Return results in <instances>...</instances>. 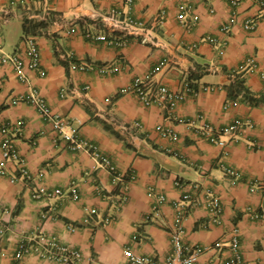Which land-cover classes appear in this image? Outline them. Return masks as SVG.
Wrapping results in <instances>:
<instances>
[{"label":"crops","instance_id":"crops-1","mask_svg":"<svg viewBox=\"0 0 264 264\" xmlns=\"http://www.w3.org/2000/svg\"><path fill=\"white\" fill-rule=\"evenodd\" d=\"M111 8L153 27V43L130 38L116 45L87 38L86 31L112 35L99 16ZM160 9L164 21L154 26ZM247 19L257 21L251 31L243 27ZM225 24L228 30L222 29ZM0 34L4 52L25 60L32 39L44 70L40 75L25 68L22 81L12 63L0 62V126L9 125L28 173L25 178L10 160L0 176V264H13L20 244L41 236L77 248L76 264H125L126 247L164 259L172 251L169 231L178 208L186 212L185 243L224 244L201 253L198 264H224L234 234L245 264H264V227L252 217L264 209V190L251 186L264 181V0L235 5L229 0H0ZM166 56L168 62L149 79L173 90L189 81L198 89L174 111L190 124L120 91L135 77L147 78ZM78 62L92 68L78 69ZM235 74H241L251 99L230 95ZM32 90L53 112L70 118L82 138L96 143L123 180L114 183L87 151L72 149L32 105L11 102ZM114 118L129 129L122 130ZM235 118L244 121L241 129L218 134L214 143L197 130L203 124L218 130ZM159 125L173 127L177 138L163 136ZM129 173L133 180L128 181ZM39 186L60 188L62 194L33 198ZM160 194L165 200L152 209ZM212 196L221 207L219 222L210 219ZM19 264L60 263L30 253Z\"/></svg>","mask_w":264,"mask_h":264},{"label":"built area","instance_id":"built-area-1","mask_svg":"<svg viewBox=\"0 0 264 264\" xmlns=\"http://www.w3.org/2000/svg\"><path fill=\"white\" fill-rule=\"evenodd\" d=\"M126 1L131 2V0ZM229 1L232 5L237 3V0ZM99 16L112 35L109 37L105 34H95L90 31H86L84 32V35L87 38H96L104 40L109 44L116 45H124L130 40V38L149 40L153 43L152 30L154 28L146 25L143 21L131 16L130 14L125 13L117 8H111ZM164 18L165 11L160 9L154 18L153 25H160L164 21ZM228 25L229 24L223 25L222 29L228 30ZM256 25L257 21L254 19H247L243 23V27L249 31L253 30ZM168 60L169 58L167 56L164 57L159 61L158 65L149 71L147 78L135 77L128 85L121 88L120 91L133 93L144 105L155 104L163 107L168 116L177 123L190 124L193 122L191 119L175 114L174 111L184 99L187 97H194L198 93V89H196L189 81H184L180 89L173 90L165 84L152 83L149 79V77L153 75L158 70V68L165 65ZM0 62L12 63L19 79L22 81L26 80L25 68L36 70L40 75L44 74V70L40 66L39 50L32 39H29V46L26 50L25 60V58L18 56L17 54H6L4 52L2 37L0 34ZM247 62L249 65H252L253 59L250 58ZM76 65L75 66L81 70L92 68L91 64L86 62H78ZM83 88L87 89L88 85H85ZM205 88L209 89L211 87L206 86ZM19 101L32 105L44 120L50 121L58 135L64 139L72 149L87 151L99 165L107 169L114 183L123 180V176L117 171L112 160L100 151L98 145L82 138L77 131L71 128V119L53 112L42 96L32 90L25 95L14 97L11 100L12 103H17ZM112 121L116 123L122 130L129 129L128 124L118 121L116 118H114ZM18 124L19 126H22L23 121L20 120ZM244 124V121L239 118H235L229 125L219 128L218 130H213L208 124H203L202 126L198 127L197 130L200 132V134L204 135L207 140L214 143L218 141V134L223 132L237 133ZM158 129L165 137L173 140L177 138L176 132L171 126L159 125ZM0 135V176H4L7 173L5 162L11 160L16 163L19 173L25 178H28V173L24 167V160L19 154V151L14 143V136L12 135L7 123H3L0 126ZM225 170L229 175H237V172L233 168H226ZM134 178V174L129 173L128 181L133 180ZM14 179L15 177H12L11 180ZM128 181L123 182L121 185V192L119 195L121 200L126 199ZM251 186L252 188L256 187L264 190V181L253 182ZM70 191L72 192L73 198H78V194L74 188H71ZM60 194H62V190L60 188L49 191L45 187L39 186L33 188L32 190L33 198ZM148 194L154 195L152 189L148 191ZM185 198L190 199L191 197L189 194H185ZM164 200L165 197L163 195H157L155 202L152 204V209H156L157 204ZM207 206L210 212L211 221L219 222L221 207L218 203V199L213 196L210 197L207 201ZM185 215L186 212L178 208V211L175 215L174 224L169 231L172 251L167 257L164 259H157L153 256L133 252L129 247H126L123 251V254L126 257L125 264H198L201 253L210 251L212 249H220L224 245L221 241H217L211 245H191L185 243L183 240V220ZM252 217L260 221L264 227V209L255 210L252 213ZM68 228L73 230L74 226L68 225ZM227 245L231 250V255L224 261V264H245L238 249V238L236 234L232 236L230 242ZM30 253H34L40 258L55 261L60 264H76L81 258V252L72 245L66 244L56 237L41 236L37 240L21 243L13 254V264H19L21 258L24 255Z\"/></svg>","mask_w":264,"mask_h":264},{"label":"trees","instance_id":"trees-1","mask_svg":"<svg viewBox=\"0 0 264 264\" xmlns=\"http://www.w3.org/2000/svg\"><path fill=\"white\" fill-rule=\"evenodd\" d=\"M41 22L38 23V26H41ZM241 74H235V76L232 78V81L229 84V90H230V95L235 96L237 94H244V96L248 99H251V96L249 95L247 89H245L243 85V78L240 76Z\"/></svg>","mask_w":264,"mask_h":264}]
</instances>
